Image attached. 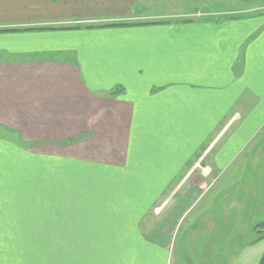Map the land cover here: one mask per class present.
<instances>
[{"label":"crops","instance_id":"crops-1","mask_svg":"<svg viewBox=\"0 0 264 264\" xmlns=\"http://www.w3.org/2000/svg\"><path fill=\"white\" fill-rule=\"evenodd\" d=\"M150 2L0 0V264H203L178 226L264 122V6Z\"/></svg>","mask_w":264,"mask_h":264},{"label":"rangeland","instance_id":"rangeland-1","mask_svg":"<svg viewBox=\"0 0 264 264\" xmlns=\"http://www.w3.org/2000/svg\"><path fill=\"white\" fill-rule=\"evenodd\" d=\"M262 5L264 0H151L145 9L158 10L166 15L164 18L180 21L240 16L246 14L247 9ZM256 10L259 9L250 12ZM227 125L223 129L220 127L222 132ZM224 141L219 140L218 147ZM203 151L204 148L197 153L195 159L198 161L192 168L196 172L191 174H196L193 179L200 177L212 184L208 189H199L206 191L204 197L180 221L176 249L178 246L195 248L196 254H202L203 264H259L264 251V237L259 238L256 228L264 221V122L230 157V165L225 169L214 166L213 156L206 158V154L201 155ZM156 190L158 193L150 212L162 211L160 202L167 195V189ZM188 226L191 229L186 231ZM260 229L263 233L264 228ZM187 232L188 235L183 237ZM182 239L186 243H182ZM175 254L181 253L176 251ZM182 260L189 262L188 255L184 254Z\"/></svg>","mask_w":264,"mask_h":264},{"label":"trees","instance_id":"trees-1","mask_svg":"<svg viewBox=\"0 0 264 264\" xmlns=\"http://www.w3.org/2000/svg\"><path fill=\"white\" fill-rule=\"evenodd\" d=\"M261 227L264 228V221H262L256 225L257 233L259 234V238L264 237V232L261 233L262 232L260 229ZM259 264H264V251H263L262 255L260 256Z\"/></svg>","mask_w":264,"mask_h":264}]
</instances>
